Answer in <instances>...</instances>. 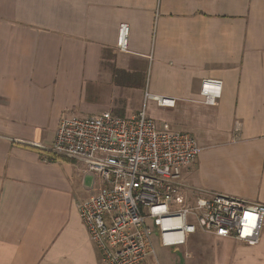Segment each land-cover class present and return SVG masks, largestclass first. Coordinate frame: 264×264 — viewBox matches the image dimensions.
I'll return each instance as SVG.
<instances>
[{"label": "crops", "instance_id": "1", "mask_svg": "<svg viewBox=\"0 0 264 264\" xmlns=\"http://www.w3.org/2000/svg\"><path fill=\"white\" fill-rule=\"evenodd\" d=\"M204 81L222 84L213 105ZM144 105L201 147L182 173L188 201L264 204V0H0V264H103L78 211L103 184L50 147L68 114ZM210 237L215 264H264V232L257 246Z\"/></svg>", "mask_w": 264, "mask_h": 264}, {"label": "built area", "instance_id": "2", "mask_svg": "<svg viewBox=\"0 0 264 264\" xmlns=\"http://www.w3.org/2000/svg\"><path fill=\"white\" fill-rule=\"evenodd\" d=\"M129 37V25L120 24L116 51H129ZM221 88V82L204 81L205 102L215 104ZM145 97L160 107L174 105L168 98ZM50 152L82 162L103 184L78 207L103 264H146L156 257L154 235L161 247L174 250L197 233L247 246L261 242L264 204L217 194L185 198L182 173L201 147L190 133L159 128L145 105L124 118L108 112L63 118Z\"/></svg>", "mask_w": 264, "mask_h": 264}, {"label": "rangeland", "instance_id": "3", "mask_svg": "<svg viewBox=\"0 0 264 264\" xmlns=\"http://www.w3.org/2000/svg\"><path fill=\"white\" fill-rule=\"evenodd\" d=\"M138 107H141L142 104L135 103ZM155 109H151V114H155ZM69 117H85L74 114H68ZM91 116V115H88ZM208 235L197 233L192 235L189 238L187 249L181 248L178 252L173 251L172 249L163 248L159 244V240L156 235L153 236V244L156 251V257L159 260L160 264H177L179 261L180 264H215L216 252L214 248V241L210 239ZM213 246V247H212ZM189 250L194 252L193 259L188 260L185 258V252ZM174 261V262H173Z\"/></svg>", "mask_w": 264, "mask_h": 264}]
</instances>
